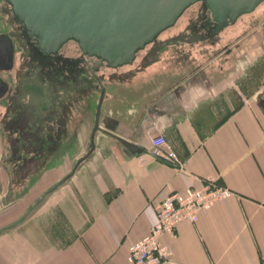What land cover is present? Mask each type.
<instances>
[{"label":"crops","instance_id":"crops-1","mask_svg":"<svg viewBox=\"0 0 264 264\" xmlns=\"http://www.w3.org/2000/svg\"><path fill=\"white\" fill-rule=\"evenodd\" d=\"M246 30L223 31L211 48L188 55L178 51L168 63L149 49L140 52L148 62L139 69L131 66L137 60L104 67L126 71L112 84L103 79L107 91L96 148L62 191L47 195L17 225L24 214L21 199L13 206L17 195H5L6 190L0 195V264H131L129 247L149 233L155 205L206 179L233 194L196 222L182 221L165 233L162 242L172 256L163 264L260 263L264 109L258 100L264 90V33ZM198 39L206 38L189 40ZM128 67L134 73L126 74ZM154 131L165 134L179 164L152 155ZM122 139L140 150L132 152ZM5 173L0 166L4 186Z\"/></svg>","mask_w":264,"mask_h":264},{"label":"rangeland","instance_id":"rangeland-1","mask_svg":"<svg viewBox=\"0 0 264 264\" xmlns=\"http://www.w3.org/2000/svg\"><path fill=\"white\" fill-rule=\"evenodd\" d=\"M193 9H197L196 4L186 10L179 19V24L166 29L158 36L155 42L162 44L159 51L157 50L158 61L161 56L167 59V63L171 61L173 55L179 51L178 45L184 47L182 52L179 51L182 55L190 54L191 50L213 46L214 43H211L205 29L197 21L195 26L200 34L197 32L195 35H184V42L178 39L177 35L181 31L194 32L195 29L188 26V16ZM17 19L12 5L7 0H0V33L9 34L18 42L16 66L2 73L10 82L11 88L8 97L0 100V166L4 167L6 172V186L0 180V195H4L5 190V195H17V200L12 205L22 201L25 214L48 189L72 170L77 159L90 148L89 136L100 86L85 70L84 62L80 60L81 50L76 41L71 40L62 46V58L53 61L56 66H42L43 61L24 50L25 44L20 30L22 26ZM257 20L259 22L254 23ZM244 29H247V35L264 33V2L256 11L246 14L240 23L224 31V34L235 35ZM196 37L206 39L191 43L189 39ZM155 42L149 44L144 49L145 52L151 47H158ZM236 43L228 47H235ZM143 56L144 54H138L137 61L131 66H139ZM66 59H77L78 63L68 64L65 63ZM22 66V79L18 81L17 72ZM60 66L63 68H58ZM37 67L39 72H36ZM127 70L126 74L134 73L131 67ZM123 71L125 74L126 70L123 68L119 71L103 68L100 73L103 79L112 84L117 77L120 78ZM39 74L41 75L38 76ZM16 95L19 106L9 111L8 98L13 99ZM42 117L48 120L50 128L54 122V128L48 136L41 135L38 120ZM18 120L23 121L24 125ZM45 139L47 146L43 145ZM80 139H85V144L80 142ZM62 186L63 184L48 195L61 192Z\"/></svg>","mask_w":264,"mask_h":264},{"label":"water","instance_id":"water-1","mask_svg":"<svg viewBox=\"0 0 264 264\" xmlns=\"http://www.w3.org/2000/svg\"><path fill=\"white\" fill-rule=\"evenodd\" d=\"M14 14L28 33L36 36L43 52L55 53L66 41L75 40L84 53L95 56L94 67H118L132 63L136 52L154 40L164 29L172 26L179 15L197 0H7ZM218 22L215 32L229 22L234 23L243 13L252 11L263 0H204ZM15 42L0 33V72L13 67ZM96 76V75H95ZM100 95L90 135L91 146L75 162L72 170L48 189L14 225L22 222L45 197L72 177L80 164L96 148L95 135L101 129L100 118L107 87L96 76ZM8 83L0 77V98ZM258 105L264 109V90ZM122 142L132 152L140 147L130 141ZM13 226V225H11ZM4 230L1 229L0 233Z\"/></svg>","mask_w":264,"mask_h":264},{"label":"built area","instance_id":"built-area-1","mask_svg":"<svg viewBox=\"0 0 264 264\" xmlns=\"http://www.w3.org/2000/svg\"><path fill=\"white\" fill-rule=\"evenodd\" d=\"M150 144L153 156L173 165L179 164L178 154L164 133L154 131ZM232 194L230 188L206 179L200 185L188 186L183 192L173 191L166 195L155 205V222L149 233L130 245L128 259L131 264H163L169 261L172 251L162 242V236L174 232L182 221L196 222L214 204ZM258 264H264V256Z\"/></svg>","mask_w":264,"mask_h":264},{"label":"flooded vegetation","instance_id":"flooded-vegetation-1","mask_svg":"<svg viewBox=\"0 0 264 264\" xmlns=\"http://www.w3.org/2000/svg\"><path fill=\"white\" fill-rule=\"evenodd\" d=\"M264 1V0H263ZM262 1V2H263ZM261 3V2H260ZM259 3V4H260ZM194 4H196V6H197V9L196 10H192L191 11V13H190V15L188 16L189 18H188V21L190 22V24L188 23V26H190L191 28H194L195 30H194V32L192 33V31H190V32H186V33H184V31H181L180 33H179V35H177V37H179L178 39H180L181 40V42H184L183 40H184V37L185 36H187V35H195L197 32H198V34H200V31H198L197 29V26H195V22L197 21V23H199L200 25H201V27H203V29H205V32L207 33V35L209 36V38H210V41H211V43H215L216 42V38L219 36V34L221 35V33L223 32V31H226L228 28H231L232 26L234 27L236 24H237V22L239 21V20H241V19H243L244 17V15H246V14H248V13H251V12H254V11H256L260 6H256L252 11H250V12H246V13H243V14H241L237 19H236V21L234 22V23H232V22H229L228 23V25H226L222 30H220L219 32H215L216 31V28H217V26H218V22L213 18V16H212V12H211V10H210V8H209V6H208V4L204 1V0H197V1H195L194 3H192V4H190L189 6H187L185 9H184V11L179 15V17L177 18V20L175 21V23L172 25V26H175L176 24H179L178 22H179V19L182 17V15L186 12V10L190 7V6H192V5H194ZM198 4H199V6H198ZM262 5V4H261ZM240 18V19H239ZM239 19V20H238ZM18 21H19V23H20V25L23 27H21V29L20 30H22L21 31V36H22V40H24V44H25V51H27L28 53H30V54H32V55H34L37 59L39 58V60H41V61H43L44 63H42L41 65L43 66H51V65H54V66H56V64L53 62V61H56V59H60V58H62L61 56V53H62V46H64L66 43H69V41H71V40H73V39H70V40H68V41H66L64 44H62L61 45V47L58 49V51L57 52H55V53H47V52H43L42 50H41V48L39 47V43H38V40H37V37L36 36H32V35H30L29 33H28V31H27V29H26V27L24 26V24L19 20V19H17ZM172 26H170V27H172ZM170 27H168V28H170ZM167 28V29H168ZM166 29H164V31H165ZM163 31H161L157 36H156V38L154 39V40H152L153 42H155L156 41V39L158 38V36H160V34L162 33ZM225 33V32H224ZM224 33H222V34H224ZM7 35H9V34H7ZM185 35V36H184ZM13 40H14V42H15V56H14V64H13V67L11 68V69H9V70H3V71H1L0 72V77L2 78V79H4L7 83H8V89L6 90V92H5V94L0 98V100H2V99H4V98H7L8 97V95H9V91H10V88H11V84H10V82L8 81V80H6L3 76H2V73L3 72H6V71H10V70H12L16 65H15V61H16V57H17V54H18V42H17V39L16 38H14V37H12L11 35H9ZM73 41H75V40H73ZM192 42L191 43H193L194 42V40H191ZM32 43V44H31ZM77 43V42H76ZM36 44V45H35ZM181 44H183V43H181ZM79 45V44H78ZM155 45H157L158 47H154V48H152L151 47V53L153 54H157V52L159 51V47H161V45L162 44H160V43H156L155 42ZM178 46H180V48H178V50L180 51V52H182L184 49V47L183 46H181V45H178ZM80 47V46H79ZM147 48V47H146ZM145 48V49H146ZM80 50H81V52H80V55L82 56V58H80V60L82 61V62H84V68H85V70L87 71V73H88V75L91 77V78H93V79H95L96 81H97V79H96V76H98V77H100L102 80H103V75H102V73H100L101 72V70L104 68V66L105 65H103V66H100L99 67V69L98 70H95L94 69V67H95V65H96V63H97V61H98V58L97 57H95V56H88L86 53H84L83 52V50L81 49V47H80ZM143 50H144V48H143ZM158 50V51H157ZM146 50H144V51H142V50H139L138 52H137V55H136V57H135V59L133 60V61H135V60H137V58H138V54L140 53V52H145ZM27 54V53H26ZM67 58H69V56H67ZM148 58H145V56L143 57V59H141V63H139V66H137V68L139 69V68H141V67H143V65H145L147 62H148V60H147ZM71 62H76L75 64H77L78 63V60L77 59H75V61L74 60H71V59H66L65 60V63H71ZM131 64V63H130ZM141 64V65H140ZM107 67V66H106ZM55 68V67H54ZM58 68H63V66H60V67H58ZM23 66H22V68H21V70H20V68L18 69V72H17V80L19 81L20 79H22V73H23ZM32 72H33V70H32ZM36 72H39V69H38V67H37V69H36ZM25 74V73H24ZM41 74H39L38 76H40ZM96 75V76H95ZM44 77V76H43ZM46 82V80H44V83ZM98 82V81H97ZM17 96L18 95H16L13 99L12 98H8V102H7V104L9 103V111L10 110H13L14 108H17L18 106H19V102H18V100H17ZM42 104H43V102H42ZM23 120V119H22ZM18 122H21V123H23V121H20V120H18ZM35 122V121H34ZM36 123V122H35ZM54 123V122H53ZM52 123V124H53ZM19 124V123H18ZM38 124H39V126H40V128H41V135H43V136H48L50 133H51V130H53V125L51 124V128H50V123L48 122V120L45 118V117H42L41 119H39L38 120ZM23 125H24V123H23ZM28 126V125H27ZM34 126V125H33ZM19 127V129H21V127L20 126H18ZM63 131H65L64 130V128H63ZM45 142V143H44ZM43 145L44 146H47V139H45L44 141H43Z\"/></svg>","mask_w":264,"mask_h":264},{"label":"bare ground","instance_id":"bare-ground-1","mask_svg":"<svg viewBox=\"0 0 264 264\" xmlns=\"http://www.w3.org/2000/svg\"><path fill=\"white\" fill-rule=\"evenodd\" d=\"M263 2H264V1H263ZM263 2H261L258 6H260ZM258 6H257V7H258ZM239 19H240V18H239ZM239 19H238V20H239ZM237 23H238V22H237ZM166 29H167V28H166ZM163 31H164V30H163ZM219 35H220V34H219ZM152 42H153V41H150L149 43H146L145 46H144V49H145L149 44H151ZM140 50H143V49H140ZM138 51H139V50H138ZM138 51H137V52H138ZM137 52H136V55H137ZM133 62H134V61H133ZM133 62H132V63H133ZM132 63H131V64H132ZM127 64H130V63H127ZM127 64H123V65H127ZM123 65H121V66H123ZM121 66H118V67H106V66H104V67H106V68H112V69H113V68H119V67H121Z\"/></svg>","mask_w":264,"mask_h":264}]
</instances>
